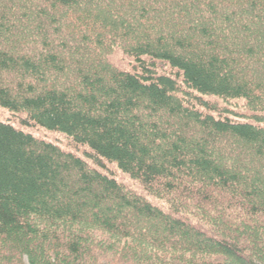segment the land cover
Listing matches in <instances>:
<instances>
[{"label":"trees","instance_id":"obj_1","mask_svg":"<svg viewBox=\"0 0 264 264\" xmlns=\"http://www.w3.org/2000/svg\"><path fill=\"white\" fill-rule=\"evenodd\" d=\"M0 264H264V0H0Z\"/></svg>","mask_w":264,"mask_h":264},{"label":"rangeland","instance_id":"obj_2","mask_svg":"<svg viewBox=\"0 0 264 264\" xmlns=\"http://www.w3.org/2000/svg\"><path fill=\"white\" fill-rule=\"evenodd\" d=\"M8 116L7 112L0 110V120H7L9 119Z\"/></svg>","mask_w":264,"mask_h":264}]
</instances>
